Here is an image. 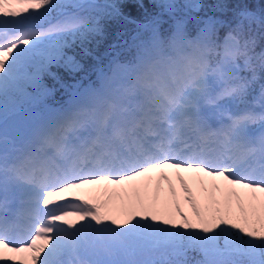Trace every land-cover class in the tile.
I'll return each mask as SVG.
<instances>
[{
	"label": "snow or ice",
	"instance_id": "1",
	"mask_svg": "<svg viewBox=\"0 0 264 264\" xmlns=\"http://www.w3.org/2000/svg\"><path fill=\"white\" fill-rule=\"evenodd\" d=\"M97 7L0 0V264H187L189 251L195 264H264V85L250 101L255 39L241 43L239 25L221 38L213 18L195 35L178 20L166 39L157 21L138 25L152 37L134 61H110L66 107L21 119L27 88L49 94L52 66L81 69L64 49L102 35L81 15ZM76 192L90 194L65 195Z\"/></svg>",
	"mask_w": 264,
	"mask_h": 264
},
{
	"label": "trees",
	"instance_id": "2",
	"mask_svg": "<svg viewBox=\"0 0 264 264\" xmlns=\"http://www.w3.org/2000/svg\"><path fill=\"white\" fill-rule=\"evenodd\" d=\"M95 2L99 7L92 8V17L100 21L103 29L102 35H90L85 41L77 39L64 49L66 53L73 55L87 68L92 67L91 64L93 63L90 59L94 54L98 53L103 60L113 53V48L119 49L121 47L126 51L130 46L128 38L134 35L138 25H142L147 20L149 22L157 21L155 25L157 32L161 39H166L165 37L171 34V28H166V26L175 24L178 20L184 22L189 35H195L203 21L213 18L221 22L217 25L218 35L221 38L228 32L229 28H235L239 25V31L235 32L234 35L241 43L248 38L255 39V46L250 55L253 57L252 63L256 68L257 79L260 76L264 79V69L259 66V56L264 53V0H95ZM194 3L201 5V7L198 10L188 7ZM106 4L118 5L121 15L116 18L107 15L109 10L103 7ZM166 4H174L175 8L170 10L163 7ZM242 9L252 13L255 19L251 21L241 19L238 13ZM88 12L86 11V13ZM82 49H86L87 52H83ZM126 54L125 56L128 55ZM128 58L129 60L132 59L130 56ZM237 62L240 66L239 75L251 78L252 72L244 68V60L238 59ZM50 72L55 73L56 78L54 79L47 74L43 76V83L50 93L46 96L47 100L52 99L53 96H58L57 92L63 89L62 84L68 76L67 69L63 66L54 65L50 68ZM253 89L254 87H252L249 99L255 94ZM26 91L33 93L31 88H27ZM187 256L189 258L186 260L187 264H195L197 260L202 259L199 253L193 251H189ZM169 259H172V256Z\"/></svg>",
	"mask_w": 264,
	"mask_h": 264
},
{
	"label": "rangeland",
	"instance_id": "3",
	"mask_svg": "<svg viewBox=\"0 0 264 264\" xmlns=\"http://www.w3.org/2000/svg\"><path fill=\"white\" fill-rule=\"evenodd\" d=\"M161 18L163 19L164 17H161ZM145 30H147V28H145ZM258 96H259V94L257 95V97ZM255 110L256 111H260L261 109L259 108V106H257ZM38 115H40L39 107H35V108L33 107L32 109H28L24 113H21V119L22 120H27V119H30V118H33L34 119V118H38L39 117ZM254 131H256V130H254ZM58 159H60V158H58ZM60 160H62V159H60ZM65 195L68 196V194H65ZM69 219H73V218L72 217H69ZM179 258L180 259H184V257H179Z\"/></svg>",
	"mask_w": 264,
	"mask_h": 264
},
{
	"label": "bare ground",
	"instance_id": "4",
	"mask_svg": "<svg viewBox=\"0 0 264 264\" xmlns=\"http://www.w3.org/2000/svg\"><path fill=\"white\" fill-rule=\"evenodd\" d=\"M79 194H84V195H89L90 193H88V192H76V193H69L68 194V197L71 199V197L73 196V195H79Z\"/></svg>",
	"mask_w": 264,
	"mask_h": 264
}]
</instances>
